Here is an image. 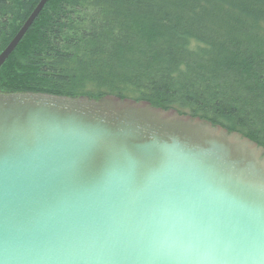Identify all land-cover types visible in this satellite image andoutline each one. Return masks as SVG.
Listing matches in <instances>:
<instances>
[{
    "label": "water",
    "instance_id": "95a60500",
    "mask_svg": "<svg viewBox=\"0 0 264 264\" xmlns=\"http://www.w3.org/2000/svg\"><path fill=\"white\" fill-rule=\"evenodd\" d=\"M0 264H264V147L146 101L0 92Z\"/></svg>",
    "mask_w": 264,
    "mask_h": 264
},
{
    "label": "trees",
    "instance_id": "16d2710c",
    "mask_svg": "<svg viewBox=\"0 0 264 264\" xmlns=\"http://www.w3.org/2000/svg\"><path fill=\"white\" fill-rule=\"evenodd\" d=\"M40 0H0V53ZM0 92L116 95L264 147V0H48Z\"/></svg>",
    "mask_w": 264,
    "mask_h": 264
}]
</instances>
